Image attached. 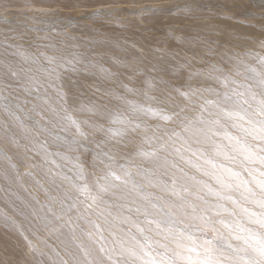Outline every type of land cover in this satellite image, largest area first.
<instances>
[{"label":"rangeland","instance_id":"374dc122","mask_svg":"<svg viewBox=\"0 0 264 264\" xmlns=\"http://www.w3.org/2000/svg\"><path fill=\"white\" fill-rule=\"evenodd\" d=\"M261 225L264 0H0V264H264Z\"/></svg>","mask_w":264,"mask_h":264},{"label":"clouds","instance_id":"9594fccd","mask_svg":"<svg viewBox=\"0 0 264 264\" xmlns=\"http://www.w3.org/2000/svg\"><path fill=\"white\" fill-rule=\"evenodd\" d=\"M182 223L187 233L207 232L211 235L212 239H216L218 235L225 234L224 228L227 224V218L209 217L204 223H198L194 218H189ZM261 230H264V225H261ZM181 239L182 242L187 243L191 247H197L200 243L199 240H184L183 237Z\"/></svg>","mask_w":264,"mask_h":264},{"label":"bare ground","instance_id":"6f19581e","mask_svg":"<svg viewBox=\"0 0 264 264\" xmlns=\"http://www.w3.org/2000/svg\"><path fill=\"white\" fill-rule=\"evenodd\" d=\"M259 35V34H258Z\"/></svg>","mask_w":264,"mask_h":264}]
</instances>
